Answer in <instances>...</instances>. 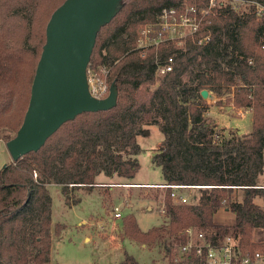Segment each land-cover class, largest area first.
<instances>
[{
	"label": "trees",
	"instance_id": "obj_1",
	"mask_svg": "<svg viewBox=\"0 0 264 264\" xmlns=\"http://www.w3.org/2000/svg\"><path fill=\"white\" fill-rule=\"evenodd\" d=\"M65 0H0V139L17 132L27 111L31 86L46 42V22ZM189 1L122 0L117 13L97 35L90 64L106 66L118 85L115 107L84 112L66 122L46 144L0 170V264H47L52 246V196L49 184L93 187L104 172L133 178L139 169L138 136L157 125L164 139L153 155L167 188V222L147 231L133 213L123 218L124 233L167 249V264H178L175 248L187 242L186 230L208 238L234 232L242 249L264 248V0L240 12L218 9L207 31L183 44L136 48V26L160 10ZM261 9V16L258 15ZM48 23V22H47ZM209 32L208 42L199 43ZM174 56V70L156 74L157 60ZM235 86L234 104L253 109L251 133L232 132L216 139L203 89L221 93ZM160 185V184H157ZM171 185L196 188V202L173 200ZM148 187V186H147ZM244 191L241 200L234 192ZM221 208L235 213L232 226L216 222ZM183 264L185 262H182ZM117 264H140L125 253ZM158 264V263H156ZM188 264H205L191 253Z\"/></svg>",
	"mask_w": 264,
	"mask_h": 264
},
{
	"label": "rangeland",
	"instance_id": "obj_2",
	"mask_svg": "<svg viewBox=\"0 0 264 264\" xmlns=\"http://www.w3.org/2000/svg\"><path fill=\"white\" fill-rule=\"evenodd\" d=\"M248 7L249 4L242 5L243 10ZM143 23H138L136 30ZM147 50H143L142 55ZM210 91L212 98L206 99L209 110L205 116L215 128L216 139L237 130L240 134L251 133L253 109L234 104L235 86L223 89L221 93ZM147 129L148 133L138 136L141 147L136 156L139 169L133 178L102 172L93 187H68L64 191L63 185H48L52 196V246L47 264H117L126 252L136 257L140 264H167V249L163 245L136 241L123 230V218L131 213L144 231L167 222L163 209L165 188L147 187L146 184L165 183L161 167L153 162L164 135L157 125ZM16 133L4 130L1 135L8 134L13 138ZM6 142L4 138L0 139V170L13 161ZM259 183L264 184V173ZM175 191L179 197L187 196L190 202H196L200 195L196 188ZM234 193L233 198H243L244 191ZM255 201L264 208V199L258 197ZM115 207L122 212L119 219L114 215ZM215 218L218 224L233 230L234 212L221 208ZM179 248H175V252H179Z\"/></svg>",
	"mask_w": 264,
	"mask_h": 264
},
{
	"label": "water",
	"instance_id": "obj_3",
	"mask_svg": "<svg viewBox=\"0 0 264 264\" xmlns=\"http://www.w3.org/2000/svg\"><path fill=\"white\" fill-rule=\"evenodd\" d=\"M121 1L65 0L52 13L23 123L6 142L13 161L40 150L66 122L78 115L117 105L119 90L115 82L111 83L106 98L91 95L88 66L98 32L112 20ZM201 95L204 99L212 98L208 89H203Z\"/></svg>",
	"mask_w": 264,
	"mask_h": 264
},
{
	"label": "built area",
	"instance_id": "obj_4",
	"mask_svg": "<svg viewBox=\"0 0 264 264\" xmlns=\"http://www.w3.org/2000/svg\"><path fill=\"white\" fill-rule=\"evenodd\" d=\"M247 0H207L202 4L183 1L180 4L166 6L160 10L156 18L143 23L137 30L135 41L136 48L146 50L158 49L161 44L174 42L181 45L186 38L207 31L211 24V18L218 9L229 7L240 12L242 5L252 4ZM245 9V8H244ZM261 9L258 15L261 16ZM211 38L209 32L203 34L199 43L208 42ZM175 58L169 56L166 59L157 60L156 74L164 76L174 70ZM109 69L106 66L93 68L88 66L89 90L93 97L104 99L110 93L111 83L108 80ZM243 114V112H241ZM148 187H165L168 185L147 184ZM172 197L175 202L188 203L187 196H178L176 189H187L186 185H171ZM264 188V184L257 186ZM115 217L121 218L122 212L115 207ZM187 242L180 246L175 261L178 264H188L191 253H194L205 264H264V248L242 249L240 235L234 232L219 234L216 240L208 238L203 232H196L192 228L186 230Z\"/></svg>",
	"mask_w": 264,
	"mask_h": 264
},
{
	"label": "crops",
	"instance_id": "obj_5",
	"mask_svg": "<svg viewBox=\"0 0 264 264\" xmlns=\"http://www.w3.org/2000/svg\"><path fill=\"white\" fill-rule=\"evenodd\" d=\"M249 112V111H248ZM146 184H153V183H146Z\"/></svg>",
	"mask_w": 264,
	"mask_h": 264
}]
</instances>
